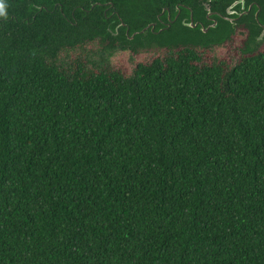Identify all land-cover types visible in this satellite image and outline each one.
I'll return each instance as SVG.
<instances>
[{
    "label": "trees",
    "instance_id": "trees-1",
    "mask_svg": "<svg viewBox=\"0 0 264 264\" xmlns=\"http://www.w3.org/2000/svg\"><path fill=\"white\" fill-rule=\"evenodd\" d=\"M5 3L0 264H264V0Z\"/></svg>",
    "mask_w": 264,
    "mask_h": 264
},
{
    "label": "flooded vegetation",
    "instance_id": "flooded-vegetation-1",
    "mask_svg": "<svg viewBox=\"0 0 264 264\" xmlns=\"http://www.w3.org/2000/svg\"><path fill=\"white\" fill-rule=\"evenodd\" d=\"M239 6V11L238 12H236V10H235V7H238ZM250 5L248 6V7H246V8H244L243 7V5H242V2L241 1H235V2H233L230 6H229V8L228 9H226V14L227 15H232V14H234L235 16H236V18L234 19V20H236L237 18H240L241 16H246L247 14H248V12L250 11ZM258 11V10H257ZM209 14H212V13H210V12H207L206 13V15L204 16V19H205V21L207 22L206 23V27L207 28H213L214 26H215V21H214V19L211 17V15H209ZM256 14H257V12H253V14H252V17H253V20L255 21V26L256 27H259L260 29L258 30V32H259V35H260V37L258 36L257 38H254L255 40H256V42L255 41H253V42H251V44H250V46H248L249 48H251V49H254L255 51L256 50H258V48H259V46H258V44L259 43H262L263 41H264V25H260V23H258L257 22V20H256ZM224 19H226V20H228V21H230L231 22V19H227V18H224ZM167 20H168V18H167ZM175 20V17H174V19L172 20V22ZM190 20V19H189ZM196 26V29L198 28V29H200L201 30V25L199 24V23H197V24H190L189 25V27H191V28H194ZM206 28V29H207ZM206 29H203L202 28V30H205L203 33H205L207 30ZM145 30V29H144ZM237 36H236V34L235 33H233L232 34V36L230 37V39H235L236 40V42L235 43H232V45H231V49H233V51H235V49L237 50V51H239L242 47H243V45L245 44V42L242 44V46L241 45H239L240 43H241V39H237L236 38ZM251 37V36H250ZM228 43L229 42H226L225 44L226 45H228Z\"/></svg>",
    "mask_w": 264,
    "mask_h": 264
},
{
    "label": "rangeland",
    "instance_id": "rangeland-1",
    "mask_svg": "<svg viewBox=\"0 0 264 264\" xmlns=\"http://www.w3.org/2000/svg\"><path fill=\"white\" fill-rule=\"evenodd\" d=\"M259 48L258 51H264V41L262 43L258 44ZM224 54L228 55V57H233V49H231L230 47L225 49L223 51Z\"/></svg>",
    "mask_w": 264,
    "mask_h": 264
},
{
    "label": "clouds",
    "instance_id": "clouds-1",
    "mask_svg": "<svg viewBox=\"0 0 264 264\" xmlns=\"http://www.w3.org/2000/svg\"><path fill=\"white\" fill-rule=\"evenodd\" d=\"M6 3L5 0H0V17L7 18V11H6Z\"/></svg>",
    "mask_w": 264,
    "mask_h": 264
},
{
    "label": "water",
    "instance_id": "water-1",
    "mask_svg": "<svg viewBox=\"0 0 264 264\" xmlns=\"http://www.w3.org/2000/svg\"><path fill=\"white\" fill-rule=\"evenodd\" d=\"M205 30H202V32H204Z\"/></svg>",
    "mask_w": 264,
    "mask_h": 264
}]
</instances>
